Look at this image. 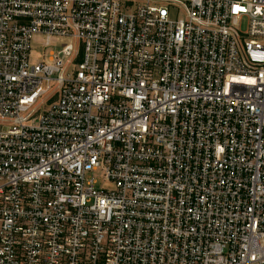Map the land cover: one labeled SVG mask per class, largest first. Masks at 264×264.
I'll return each mask as SVG.
<instances>
[{
	"label": "built area",
	"instance_id": "1",
	"mask_svg": "<svg viewBox=\"0 0 264 264\" xmlns=\"http://www.w3.org/2000/svg\"><path fill=\"white\" fill-rule=\"evenodd\" d=\"M0 264H264V0H0Z\"/></svg>",
	"mask_w": 264,
	"mask_h": 264
},
{
	"label": "rangeland",
	"instance_id": "2",
	"mask_svg": "<svg viewBox=\"0 0 264 264\" xmlns=\"http://www.w3.org/2000/svg\"><path fill=\"white\" fill-rule=\"evenodd\" d=\"M63 47L62 46H60V49H62Z\"/></svg>",
	"mask_w": 264,
	"mask_h": 264
}]
</instances>
